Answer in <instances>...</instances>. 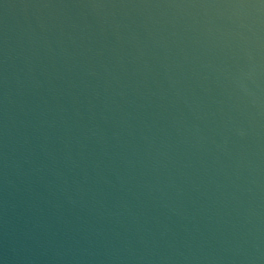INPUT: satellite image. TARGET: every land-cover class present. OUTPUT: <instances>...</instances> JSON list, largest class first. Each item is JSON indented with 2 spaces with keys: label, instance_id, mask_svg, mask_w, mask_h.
Segmentation results:
<instances>
[{
  "label": "water",
  "instance_id": "1",
  "mask_svg": "<svg viewBox=\"0 0 264 264\" xmlns=\"http://www.w3.org/2000/svg\"><path fill=\"white\" fill-rule=\"evenodd\" d=\"M0 264H264V0H0Z\"/></svg>",
  "mask_w": 264,
  "mask_h": 264
}]
</instances>
